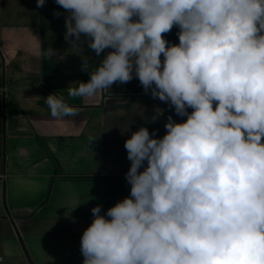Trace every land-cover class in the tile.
Wrapping results in <instances>:
<instances>
[{"label":"clouds","instance_id":"1","mask_svg":"<svg viewBox=\"0 0 264 264\" xmlns=\"http://www.w3.org/2000/svg\"><path fill=\"white\" fill-rule=\"evenodd\" d=\"M55 2L69 13L66 40L112 49L69 96L135 75L187 116H169L162 138L140 127L125 141L130 196L91 209L83 264H264V0ZM46 104L54 118L79 115L54 93Z\"/></svg>","mask_w":264,"mask_h":264},{"label":"crops","instance_id":"2","mask_svg":"<svg viewBox=\"0 0 264 264\" xmlns=\"http://www.w3.org/2000/svg\"><path fill=\"white\" fill-rule=\"evenodd\" d=\"M68 15L55 0H0V264H83L91 209L104 215L130 196L125 141L140 127L162 138L169 116L187 119L145 93L135 75L92 97L69 96L112 49L97 56L85 35L66 40ZM179 31L162 35L179 44ZM53 93L79 115L52 117Z\"/></svg>","mask_w":264,"mask_h":264},{"label":"built area","instance_id":"3","mask_svg":"<svg viewBox=\"0 0 264 264\" xmlns=\"http://www.w3.org/2000/svg\"><path fill=\"white\" fill-rule=\"evenodd\" d=\"M26 264H34V262L32 260H28Z\"/></svg>","mask_w":264,"mask_h":264}]
</instances>
